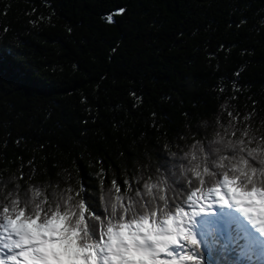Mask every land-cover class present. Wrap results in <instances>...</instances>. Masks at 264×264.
Instances as JSON below:
<instances>
[{
    "label": "trees",
    "instance_id": "obj_1",
    "mask_svg": "<svg viewBox=\"0 0 264 264\" xmlns=\"http://www.w3.org/2000/svg\"><path fill=\"white\" fill-rule=\"evenodd\" d=\"M233 111L264 133V0H0V205L156 184L162 153ZM229 234L200 242L203 264H263Z\"/></svg>",
    "mask_w": 264,
    "mask_h": 264
},
{
    "label": "snow or ice",
    "instance_id": "obj_2",
    "mask_svg": "<svg viewBox=\"0 0 264 264\" xmlns=\"http://www.w3.org/2000/svg\"><path fill=\"white\" fill-rule=\"evenodd\" d=\"M126 11L119 7L116 15ZM103 19L114 22L111 14ZM228 117L196 151L162 153L156 184L141 189L138 180L99 199L83 184L9 198L0 205V264H203L191 225L213 204L235 206L264 231V133L258 138L249 115L242 129L237 111Z\"/></svg>",
    "mask_w": 264,
    "mask_h": 264
},
{
    "label": "rangeland",
    "instance_id": "obj_3",
    "mask_svg": "<svg viewBox=\"0 0 264 264\" xmlns=\"http://www.w3.org/2000/svg\"><path fill=\"white\" fill-rule=\"evenodd\" d=\"M238 214H241L243 219L239 218ZM210 216H215L218 219L216 221L209 219L208 217ZM232 218L246 224V229L243 228L244 233L253 241L261 243V240H264V231H262L257 225L253 224L239 209L230 205H211L206 213H203V215L194 220V226L191 225V227L194 235L200 241H204L212 234V232H218L225 237H229V232L232 227ZM232 230L236 232L238 229L233 226ZM247 230L249 231L248 233H246ZM250 246V243H247V248H250ZM256 255L260 256L258 252Z\"/></svg>",
    "mask_w": 264,
    "mask_h": 264
},
{
    "label": "bare ground",
    "instance_id": "obj_4",
    "mask_svg": "<svg viewBox=\"0 0 264 264\" xmlns=\"http://www.w3.org/2000/svg\"><path fill=\"white\" fill-rule=\"evenodd\" d=\"M209 219H213V220H217L218 218L217 217H215V216H210V217H208ZM203 219V218H202ZM236 220V219H235Z\"/></svg>",
    "mask_w": 264,
    "mask_h": 264
},
{
    "label": "water",
    "instance_id": "obj_5",
    "mask_svg": "<svg viewBox=\"0 0 264 264\" xmlns=\"http://www.w3.org/2000/svg\"><path fill=\"white\" fill-rule=\"evenodd\" d=\"M113 12H115V11H113ZM113 18H115V16H113Z\"/></svg>",
    "mask_w": 264,
    "mask_h": 264
}]
</instances>
